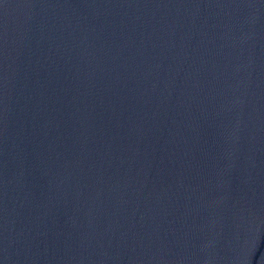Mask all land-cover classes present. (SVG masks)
Masks as SVG:
<instances>
[{"label": "water", "instance_id": "1", "mask_svg": "<svg viewBox=\"0 0 264 264\" xmlns=\"http://www.w3.org/2000/svg\"><path fill=\"white\" fill-rule=\"evenodd\" d=\"M0 264H264V0H0Z\"/></svg>", "mask_w": 264, "mask_h": 264}]
</instances>
